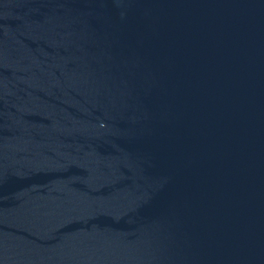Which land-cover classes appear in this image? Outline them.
Returning a JSON list of instances; mask_svg holds the SVG:
<instances>
[{
  "label": "water",
  "instance_id": "obj_1",
  "mask_svg": "<svg viewBox=\"0 0 264 264\" xmlns=\"http://www.w3.org/2000/svg\"><path fill=\"white\" fill-rule=\"evenodd\" d=\"M0 264H264V0H0Z\"/></svg>",
  "mask_w": 264,
  "mask_h": 264
}]
</instances>
